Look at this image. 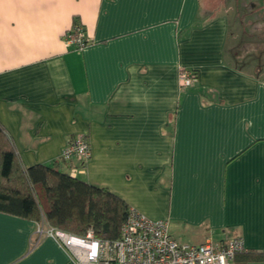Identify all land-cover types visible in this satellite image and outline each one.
I'll return each mask as SVG.
<instances>
[{
  "label": "crops",
  "instance_id": "1",
  "mask_svg": "<svg viewBox=\"0 0 264 264\" xmlns=\"http://www.w3.org/2000/svg\"><path fill=\"white\" fill-rule=\"evenodd\" d=\"M73 22L90 38L79 50ZM235 36L202 0H0V124L24 167L68 172L61 151L84 135L78 178L182 243L237 235L264 252V70ZM38 224L0 211V264H76L55 236L34 242Z\"/></svg>",
  "mask_w": 264,
  "mask_h": 264
},
{
  "label": "trees",
  "instance_id": "2",
  "mask_svg": "<svg viewBox=\"0 0 264 264\" xmlns=\"http://www.w3.org/2000/svg\"><path fill=\"white\" fill-rule=\"evenodd\" d=\"M0 211L76 236H120L128 205L118 195L62 170L59 161L24 167L0 124ZM264 262V252L239 251L234 264Z\"/></svg>",
  "mask_w": 264,
  "mask_h": 264
},
{
  "label": "built area",
  "instance_id": "3",
  "mask_svg": "<svg viewBox=\"0 0 264 264\" xmlns=\"http://www.w3.org/2000/svg\"><path fill=\"white\" fill-rule=\"evenodd\" d=\"M67 46L77 50L90 42L85 28L73 22L63 34ZM197 79L195 70L181 67L178 80L181 86L192 85ZM90 157V145L84 135H75L61 151L64 161L75 158L78 166H70L68 173L76 176L83 171ZM55 236L70 252L76 264H234L235 254L244 250L242 238L230 235L220 242L182 243L168 232L167 221L153 220L128 207L120 236L112 241L96 238L92 228L85 235L76 236L38 224L35 239L41 235Z\"/></svg>",
  "mask_w": 264,
  "mask_h": 264
},
{
  "label": "rangeland",
  "instance_id": "4",
  "mask_svg": "<svg viewBox=\"0 0 264 264\" xmlns=\"http://www.w3.org/2000/svg\"><path fill=\"white\" fill-rule=\"evenodd\" d=\"M210 4L226 9L236 35L233 42L238 43L235 54L241 58L246 55L264 70V0H202V5ZM258 46L262 50L258 51Z\"/></svg>",
  "mask_w": 264,
  "mask_h": 264
},
{
  "label": "flooded vegetation",
  "instance_id": "5",
  "mask_svg": "<svg viewBox=\"0 0 264 264\" xmlns=\"http://www.w3.org/2000/svg\"><path fill=\"white\" fill-rule=\"evenodd\" d=\"M262 47H263V46H262ZM257 48L259 49L258 51L262 50V48L260 49L259 46H258ZM258 51H257V52H258Z\"/></svg>",
  "mask_w": 264,
  "mask_h": 264
}]
</instances>
